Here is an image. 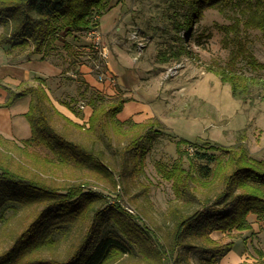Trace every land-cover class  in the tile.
<instances>
[{
    "label": "rangeland",
    "instance_id": "1",
    "mask_svg": "<svg viewBox=\"0 0 264 264\" xmlns=\"http://www.w3.org/2000/svg\"><path fill=\"white\" fill-rule=\"evenodd\" d=\"M179 12L173 0H112L96 28L99 47L94 46L91 38L86 39L88 33L81 32L75 39L61 36L49 50L48 60L61 67L58 90H53V86L49 87V92L67 106L70 117L57 110L49 99L48 120L64 137L102 150V161L112 171L114 180L112 174L107 176L105 172H87L62 165L52 167L56 179L45 176L44 179L60 185L83 181L85 189L103 193L108 202L119 199L133 215L136 231L149 240L144 245L133 244V254H124L111 264H223L226 252L215 261L210 259L211 255L216 256L219 244L230 241L232 235L228 233L224 236L220 231L210 233L213 243L190 235L174 243L176 216L171 211L179 207L187 214L189 209L185 200L175 196L173 181L161 176L158 164L170 167L180 158L182 165L189 168L190 157H194L196 164L204 163L195 152L204 151L212 144L230 148L239 145L245 148L249 158H264V68H252L246 58L251 55L264 64V35L255 28L240 30L241 38L233 33L226 35L220 26L231 22L236 15L233 8L223 11L208 8L193 25L190 35L185 30L178 32L186 39L190 56L183 55L179 61L173 58L163 61L165 54H161L168 52L171 45H177L173 21ZM66 38L70 39L68 47L63 46ZM242 45L249 52L241 54L233 68L257 79L251 88V99L233 96L229 84L212 72V69L227 67L232 51L236 52ZM98 49H103L106 56ZM122 52L128 55L121 59L123 64L109 59L110 65L117 78L122 79L121 85L128 89L135 80L130 73L135 70L140 87L153 98L150 104L155 113L151 118L155 121L151 127L133 125L131 121L116 125L109 117L106 129L93 135L79 125L88 127L92 112L88 101L92 94L98 93L110 102L123 93L108 62L111 54L116 58ZM130 61L132 64L128 65ZM102 135L103 140H100ZM179 139L188 143L178 146ZM15 143L6 138L0 140V160H9L15 169L20 162L35 171L34 150L42 156L48 154L44 146H32L22 152ZM220 184L218 178L212 180L211 190L200 184L198 200L202 202L203 195L209 194L214 198ZM35 210V206H27L4 212L0 219V252L30 222ZM84 226L85 223L77 225L52 253L45 254L68 256L74 244L80 241ZM257 238L259 241L263 238L264 246V233L260 232ZM191 244L198 247H190ZM160 247L164 248L166 256L163 252L161 256L158 254L156 250ZM203 248L212 250L203 251ZM251 255L244 264H257L264 259L262 255L254 262L252 257L257 255Z\"/></svg>",
    "mask_w": 264,
    "mask_h": 264
},
{
    "label": "trees",
    "instance_id": "2",
    "mask_svg": "<svg viewBox=\"0 0 264 264\" xmlns=\"http://www.w3.org/2000/svg\"><path fill=\"white\" fill-rule=\"evenodd\" d=\"M111 1L0 0V26L3 27L0 44L10 42V47L31 48V53H41L40 58L44 59L61 36L75 39L81 32L88 33L98 28L99 19L109 9ZM173 1L180 10L173 21L177 45H171L168 52L161 54H165L163 61L170 58L179 61L183 55L190 56L186 39L178 32L185 30L190 35L193 25L208 8L220 11L233 8L236 15L231 22L220 26L226 35L233 33L236 38H241L240 30L247 28L259 29L264 35V0ZM63 43L68 47L70 41L66 38ZM245 51L249 52L242 45L236 52L232 51L227 67L212 69L223 82L229 84L232 95L242 99L250 98L251 88L257 83L256 78L244 76L233 68L235 60ZM246 58L252 68H264V64L251 55ZM35 81L18 92L4 87L15 97L31 96L29 109L24 114L31 126V136L21 143L16 142V147L26 152L32 146H44L48 154L42 156L34 150L32 162L36 165L35 171H30L20 162L15 169L9 160H0V219L8 209L16 211L22 207H36L30 222L0 252V264H111L124 254H133V244L144 245L149 240L136 231L133 215L119 199L108 202L103 193L85 189L83 181L60 185L47 183L44 179H56L52 167L61 165L87 172H105L107 176L112 174L113 180L114 175L102 161V150L68 139L50 124L46 80L36 77ZM127 100L121 94L115 100L106 102L98 93L92 94L88 101L92 107L88 127H79L95 135L106 129L109 117L116 125L121 124L116 115ZM154 121L132 124L151 127ZM2 138L0 136V140ZM100 140H103V135ZM184 143H188L187 140L176 141L178 146ZM237 147L209 145L206 150L195 152L204 163L196 164L194 157H190L189 168L182 165L180 158H176L170 167L158 164L161 176L173 181L175 196L185 200L189 209L187 214H183L179 207L171 211L176 216L175 244L187 235L213 243L210 237L213 231L230 234L234 230L250 228L249 213L264 219V158L251 159L244 147ZM179 152L182 154L183 151ZM46 171L49 175H45ZM214 178L219 179L220 189L214 198L210 194L203 195L200 202L197 198L199 185L211 190ZM83 223L85 226L80 241L74 244L68 256L60 258L45 254L52 253L77 225ZM193 246L198 247L190 245ZM231 246L232 241L219 244L216 256L211 255L210 260L219 259ZM202 250L211 251L212 248ZM156 251L160 256L161 252L166 256L163 247ZM258 255L263 257L264 253L259 252ZM257 264H264V259Z\"/></svg>",
    "mask_w": 264,
    "mask_h": 264
},
{
    "label": "crops",
    "instance_id": "3",
    "mask_svg": "<svg viewBox=\"0 0 264 264\" xmlns=\"http://www.w3.org/2000/svg\"><path fill=\"white\" fill-rule=\"evenodd\" d=\"M2 31L3 27L0 26V34ZM88 38L90 37L87 36L86 39L88 40ZM68 40L70 41V39ZM10 44V42H7L0 45V136L19 143L31 136L30 123L24 116L29 109L31 96L24 94L15 97L8 89L18 92L36 83V77H42L46 80L45 89L52 105L67 116H69L67 113L69 109L66 105L59 103V100L49 92V87L53 86V90H58L57 81L60 80L59 74L61 73V67H58L56 63L48 60L50 54L42 59L40 58L41 53H31V48L10 47ZM122 58H128L127 53L122 52L121 55L117 54L116 58L111 54L108 62L109 59H112L113 62L123 64L121 62ZM131 64L130 61L128 65ZM109 66L116 77L118 87L123 91L122 95L128 99L124 103L123 109L116 115L118 120L124 123L127 121L143 123L152 120L153 118L151 117L154 116L155 112L151 108L150 100L153 98L151 95H147V91L143 87H140L139 78L135 70L133 69L132 73H130V77L135 80L131 85L129 84L130 89H128L126 85H121L122 79L119 80L117 78L114 67L110 65V62ZM132 89L137 91H133ZM133 93L135 94L133 95ZM124 112L128 114L123 115ZM247 219L250 223V228L234 230L230 233L232 235L230 239L232 246L225 253L223 264H241L244 261L248 262L252 256L251 253L257 255L255 258L252 257L253 261L256 262L260 257L258 255L259 252L264 253V246L261 243L263 238H260V241L257 238L260 232L264 233V219H258L253 213H249ZM211 233H218V231ZM220 234L224 236L226 233L221 232ZM254 250L256 253L253 252Z\"/></svg>",
    "mask_w": 264,
    "mask_h": 264
},
{
    "label": "built area",
    "instance_id": "4",
    "mask_svg": "<svg viewBox=\"0 0 264 264\" xmlns=\"http://www.w3.org/2000/svg\"><path fill=\"white\" fill-rule=\"evenodd\" d=\"M96 29L89 31L88 32V36L92 39V42L94 44L95 47H99V43H100V39L99 36L96 34ZM141 47H138V50L141 51L140 49ZM103 49H98V52L101 53L102 55L106 56V54L104 53V51H102ZM83 106H81L82 108Z\"/></svg>",
    "mask_w": 264,
    "mask_h": 264
}]
</instances>
